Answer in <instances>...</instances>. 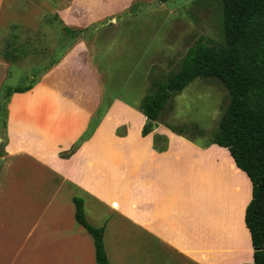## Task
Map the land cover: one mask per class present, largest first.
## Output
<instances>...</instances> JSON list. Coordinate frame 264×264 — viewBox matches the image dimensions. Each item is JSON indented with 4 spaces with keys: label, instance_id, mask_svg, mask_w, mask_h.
Instances as JSON below:
<instances>
[{
    "label": "crops",
    "instance_id": "obj_1",
    "mask_svg": "<svg viewBox=\"0 0 264 264\" xmlns=\"http://www.w3.org/2000/svg\"><path fill=\"white\" fill-rule=\"evenodd\" d=\"M119 7L124 0H0V41L5 28L38 24L35 11L86 27ZM11 65L0 54V87ZM92 65L86 43L75 41L30 89L7 101L0 264H95L92 237L74 218V196L90 223L103 227L110 264L251 263L244 222L251 182L226 148L202 146L162 124L142 136L144 115L112 98L92 134L62 155L101 102ZM154 134L166 137L164 150L153 147ZM212 165L220 190L193 207L206 170L212 181Z\"/></svg>",
    "mask_w": 264,
    "mask_h": 264
},
{
    "label": "rangeland",
    "instance_id": "obj_2",
    "mask_svg": "<svg viewBox=\"0 0 264 264\" xmlns=\"http://www.w3.org/2000/svg\"><path fill=\"white\" fill-rule=\"evenodd\" d=\"M121 7L108 9L109 14L86 26L88 30L74 40L86 43L104 104L119 98L138 106L152 90V80L175 71L192 44L198 40L217 44L222 39L221 0H124ZM35 12V26L5 28L0 52L9 54L12 60L6 85L28 83L32 71H40L59 55L54 49L61 31L53 13ZM227 102L228 91L218 79L195 78L171 96L158 120L195 124L204 130V135L192 131L188 134L194 142L204 144ZM122 129L123 126L118 131ZM211 167L212 181L207 176L210 170H206L202 189L192 200L193 207L202 208L220 190L215 165ZM246 195L247 189L241 197L245 199Z\"/></svg>",
    "mask_w": 264,
    "mask_h": 264
},
{
    "label": "trees",
    "instance_id": "obj_3",
    "mask_svg": "<svg viewBox=\"0 0 264 264\" xmlns=\"http://www.w3.org/2000/svg\"><path fill=\"white\" fill-rule=\"evenodd\" d=\"M221 9V41L207 44L198 40L192 44L175 71L162 79L152 80V90L141 98L135 108L145 117L140 130L142 136L152 132L160 122L193 141L188 132L202 136L204 130L195 124L159 121L160 113L171 96L195 78H216L224 85L228 91V102L215 130L202 146L216 144L226 148L236 166L248 176L251 198L245 207L244 222L250 233L253 261L240 264H264V0H221ZM53 17L61 31L54 49L59 55L40 71H32L28 83L6 85L4 82L0 87V157L4 154L6 105L10 95L30 89L40 75L60 60L78 34L88 30V27L64 25L56 14ZM45 22L49 21L46 19ZM0 54L12 61L9 54ZM109 103L104 104L102 98L86 130L63 156L74 152L92 134ZM166 146L165 136L153 135L156 150L162 151ZM72 200L76 222L92 237L95 264H110L103 245V227L88 222L82 198L74 196Z\"/></svg>",
    "mask_w": 264,
    "mask_h": 264
}]
</instances>
